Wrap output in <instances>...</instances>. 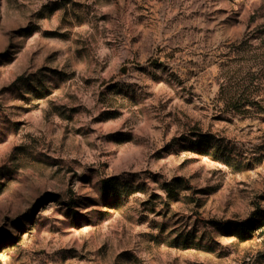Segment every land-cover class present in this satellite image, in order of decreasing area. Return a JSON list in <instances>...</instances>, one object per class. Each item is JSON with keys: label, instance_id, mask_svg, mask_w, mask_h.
Returning a JSON list of instances; mask_svg holds the SVG:
<instances>
[{"label": "rangeland", "instance_id": "rangeland-1", "mask_svg": "<svg viewBox=\"0 0 264 264\" xmlns=\"http://www.w3.org/2000/svg\"><path fill=\"white\" fill-rule=\"evenodd\" d=\"M0 264H264V0H0Z\"/></svg>", "mask_w": 264, "mask_h": 264}, {"label": "trees", "instance_id": "trees-1", "mask_svg": "<svg viewBox=\"0 0 264 264\" xmlns=\"http://www.w3.org/2000/svg\"><path fill=\"white\" fill-rule=\"evenodd\" d=\"M249 223V222H248ZM248 229V227H247V225H246V227L245 226H241V229H240V231H241V233H243L245 230H247Z\"/></svg>", "mask_w": 264, "mask_h": 264}]
</instances>
